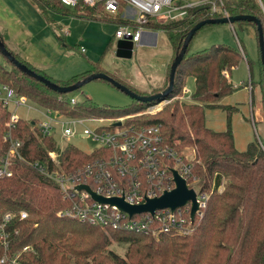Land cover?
Instances as JSON below:
<instances>
[{
    "label": "trees",
    "instance_id": "1",
    "mask_svg": "<svg viewBox=\"0 0 264 264\" xmlns=\"http://www.w3.org/2000/svg\"><path fill=\"white\" fill-rule=\"evenodd\" d=\"M30 1L44 15L52 10L61 15L91 19L95 16L105 19L110 16L101 7L79 5L70 9L64 7L60 0ZM225 2L231 17H256L264 29V0ZM209 19L216 17L197 11L193 17L164 25L153 24L151 27L167 35L175 60L189 32L198 23ZM249 24L254 26L258 36L256 25ZM0 40L5 43L1 33ZM5 46L18 61L60 86H71L89 75L100 73L94 70L59 83L25 62L6 43ZM243 57H247L245 52L242 54L225 45H215L192 55L187 52L177 69L173 93L166 99L179 96L186 79L192 77L196 85L193 103L173 101L161 115L143 116L132 122L138 126L159 125L167 144L179 151L188 146L196 151L199 162L193 168V175L199 180L202 191L209 193V202L201 223L192 234L152 236L104 229L63 216L62 210L67 206V201L62 197L57 183L39 172L32 165L33 162L43 163L49 170L71 172L100 154H86L73 146L63 150L55 138L38 135L34 121L22 119L15 133V137L22 142V158L12 159V176L0 177V221L8 211L28 212L26 219L13 223L20 228V234L13 240L11 251L29 246L30 249L21 255L24 264H264V141L250 142L246 150L239 151L230 125L226 131L217 132L207 127L205 117L206 108L221 107L230 112L237 111L235 107H224L218 102L237 91L231 81V73ZM3 59L0 62V84L68 117L117 119L137 114L149 107V103L135 100L125 108L99 107L89 99L73 106L72 97L68 94L48 89ZM260 67V86L264 96L261 53ZM251 84L253 87V79ZM124 85L136 93L131 86ZM9 116V111L0 107V165L9 147L3 141ZM51 152L59 154L58 166L51 161ZM224 182V190L219 191ZM113 242L125 246L124 255L112 248ZM3 252L0 246V258Z\"/></svg>",
    "mask_w": 264,
    "mask_h": 264
},
{
    "label": "built area",
    "instance_id": "2",
    "mask_svg": "<svg viewBox=\"0 0 264 264\" xmlns=\"http://www.w3.org/2000/svg\"><path fill=\"white\" fill-rule=\"evenodd\" d=\"M60 2L70 9L79 5L101 7L118 22L116 39L131 42L134 48L143 46L144 40L153 44V33H158L151 27L153 24L164 25L193 17L197 11L206 12L216 19L231 17L225 0H60ZM81 52L85 53V49L81 48ZM189 93L190 91L183 87L182 94ZM173 101L174 98L164 99L160 103ZM29 102L27 97L19 95L13 88L0 84V107L7 109L10 115L3 136V141L9 147L7 154L1 159L0 177L12 176L10 170L12 159L22 158L20 152L22 142L15 137V133L22 120L19 110L21 108L32 110ZM77 102L75 98H71L73 106ZM46 110L43 118L35 122L37 133L43 138L56 139L58 134H55V128L60 126L62 139L70 140L78 135L80 126L100 122L94 128H85L79 135L97 143L99 148L90 155L97 152L100 156L71 172L62 169L49 170L45 164L38 161L32 164L39 172L57 183L62 197L67 201V206L62 210L63 216L98 225L104 229L139 232L152 236L162 234L184 236L195 231L209 202V193L202 191L199 180L193 175V168L196 162H199L196 151L194 156H187L188 151H179L165 142L159 125L138 126L132 122L127 123L131 116L117 118L109 125H104V122L111 119L68 117L52 109ZM117 123L120 125L115 126ZM49 157L56 166L59 165L57 152H51ZM174 171H177L187 181L189 188L197 194L199 209L194 219L191 217L192 202L175 210L164 207L154 212L144 211L130 215L117 205L98 201L91 192L107 198H123L130 205H141L148 199L157 198L166 191L176 189ZM82 185L88 186L91 191L79 190V186ZM223 190L224 186H221L219 191ZM27 217L28 212L25 210L8 211L3 215L0 221V246L4 252L0 264H24L21 255L30 247L25 246L16 252H12L11 247L13 240L20 234V228L13 225L14 221Z\"/></svg>",
    "mask_w": 264,
    "mask_h": 264
},
{
    "label": "rangeland",
    "instance_id": "3",
    "mask_svg": "<svg viewBox=\"0 0 264 264\" xmlns=\"http://www.w3.org/2000/svg\"><path fill=\"white\" fill-rule=\"evenodd\" d=\"M0 8L9 11L8 14L16 22L17 29L23 34V40L31 43V53L39 62L46 64L56 62L54 66H57L63 57L67 59L76 57L87 63L89 70L108 74L117 81L131 86L136 93L144 94L142 96L159 94L168 87V71L174 61V53L165 33H158L157 46L145 45L134 48L133 57L123 59L117 57L116 52L119 43L116 39V32L119 25L111 16L106 19L95 16L91 19L61 15L52 10H48L44 15L29 0H0ZM215 45L231 46L242 54L245 52L247 57H243L239 66L231 73V81L237 91L218 102L224 107H235L237 111L231 110L230 112L221 107L206 108V125L217 132L226 131L230 125L236 148L244 151L250 142L264 141V96L260 86V52L256 29L249 23L239 22L234 25L205 26L193 38L188 54L192 55ZM81 48L85 49V53L80 51ZM3 61L0 55V62ZM75 61L77 64H71L66 72L83 69L84 62L77 59ZM251 79H253V87ZM246 85L247 87H244ZM183 87L190 93L183 95L181 92L177 96L179 98H174V102L192 104L196 90L194 79L188 77ZM250 87H252L251 90ZM68 95L78 102L89 99L99 107L125 108L133 103V100L125 93L101 80L93 81ZM160 102L156 100L149 103L148 108L130 115L131 118L125 121L131 123L139 117L161 115L171 102ZM29 106L32 110L28 108L19 110L20 117L26 121L36 122L43 118V113H47L45 107L35 102L30 101ZM114 119L104 122V125H109ZM99 124L100 122L87 123L80 126L78 135L70 140H63L60 126H56L55 134L58 135L55 140L59 146L63 147H61L63 150L67 146H73L90 154L95 152L99 146L92 139L82 138L79 135L85 128H94ZM182 150L188 151L187 156L195 154V150L190 146ZM222 186H225V182ZM112 248L122 255L125 253V246L116 242L112 243Z\"/></svg>",
    "mask_w": 264,
    "mask_h": 264
},
{
    "label": "water",
    "instance_id": "4",
    "mask_svg": "<svg viewBox=\"0 0 264 264\" xmlns=\"http://www.w3.org/2000/svg\"><path fill=\"white\" fill-rule=\"evenodd\" d=\"M237 22H247L252 23L256 25L257 32H258V41H259V48L261 53V61L263 65L264 70V29L261 21L257 19L256 17L252 16H235L230 18H223V19H209L202 21L198 23L187 35L182 50L177 54L175 60L173 61L170 69V75H169V81H168V87L161 93L151 95V96H142L139 95L132 90H130L126 85L122 84L121 82L117 81L114 77L105 74V73H94L92 75H89L85 79L77 82L74 85L71 86H60L57 83L51 81L50 79L39 75L35 71L29 69L25 64L18 61L14 55L6 48L5 43L1 42L0 40V53L1 55L7 59L10 63L16 66L22 73L26 74L28 77L44 84L48 89L59 93V94H71L73 92L78 91L85 85L93 82V81H105L115 87L116 89L122 91L127 96H129L132 100L138 101L140 103H151L153 101H163L167 97H169L174 90L175 81H176V73L179 65L182 63L184 57L186 56L188 52V47L190 43L192 42L193 38L196 36V34L205 26L208 25H220V24H228V25H234ZM158 33H153L154 41L153 44L147 43L145 40L143 41V46H153L155 47L158 40ZM133 44L131 42L126 41H119L117 46V57L123 58V59H131L133 57ZM120 125V123L115 124ZM174 177H175V183H176V189L173 191H166L163 195L148 199L146 203L141 205H130L124 201L123 198L118 197H112L107 198L103 197L101 195L95 194V192L91 191V189L88 186L82 185L79 186V190H87L91 191L94 198L97 199L100 202L104 203H110L112 205H117L121 210L127 211L130 213V215H133L135 213H140L144 211H150L154 212L158 208H164V207H171L172 209H176L178 207H182L187 205L189 202H192V213L191 217L194 219L196 212L199 209V204L197 201V194L193 189H190L187 181L183 179L177 171H174Z\"/></svg>",
    "mask_w": 264,
    "mask_h": 264
},
{
    "label": "crops",
    "instance_id": "5",
    "mask_svg": "<svg viewBox=\"0 0 264 264\" xmlns=\"http://www.w3.org/2000/svg\"><path fill=\"white\" fill-rule=\"evenodd\" d=\"M8 12L9 11H6L5 9L0 8V33L2 34L7 47L12 52L19 55L25 62L29 63L33 67L42 71L45 75L50 77L52 80H55L56 82H59V83L67 82L75 76L82 75L88 72H92L93 69L89 70L88 69L89 65H87V63H85L83 60L78 59L76 57H73L70 59H67V57L65 58L63 57L59 61L60 64L57 66H54L56 62L54 63L48 62L51 64L39 62L38 59H36L31 53V43L28 42V40H23L22 32H20L17 29L16 22L11 19V16L8 14ZM157 44H158V40H157ZM75 59L84 62L83 69L77 70V71L74 70L72 72H66V69L68 67H71L70 66L71 64H77ZM130 84L132 85V83ZM161 86H157V87L159 88Z\"/></svg>",
    "mask_w": 264,
    "mask_h": 264
}]
</instances>
